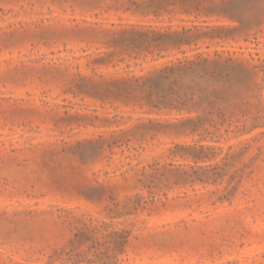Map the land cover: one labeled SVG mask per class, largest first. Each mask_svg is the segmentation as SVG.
Listing matches in <instances>:
<instances>
[{
    "label": "rangeland",
    "instance_id": "1",
    "mask_svg": "<svg viewBox=\"0 0 264 264\" xmlns=\"http://www.w3.org/2000/svg\"><path fill=\"white\" fill-rule=\"evenodd\" d=\"M0 264H264V0H0Z\"/></svg>",
    "mask_w": 264,
    "mask_h": 264
}]
</instances>
